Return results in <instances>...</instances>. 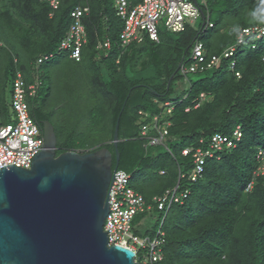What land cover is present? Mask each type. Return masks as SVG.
Listing matches in <instances>:
<instances>
[{
	"label": "trees",
	"instance_id": "1",
	"mask_svg": "<svg viewBox=\"0 0 264 264\" xmlns=\"http://www.w3.org/2000/svg\"><path fill=\"white\" fill-rule=\"evenodd\" d=\"M211 3L212 10L223 13V20L211 22V8L199 5L201 29L192 37L186 36L184 42L159 37L154 43L145 38L140 44L123 48L119 41L122 22L112 6L114 0H63L56 10L38 0H0V123L12 119L8 116L12 114L9 100L18 72L25 83L30 116L39 128L44 121L54 127L56 154L106 148L113 155L114 167L112 138L118 123V170L130 176V187L143 197L146 206L174 187L180 174L184 175L179 179L180 191L188 190L189 195L168 210L162 259L154 264H264V175L256 179L250 192L244 191L257 166L255 151L264 148V37L249 43L250 38L246 48L244 42L238 45L236 41L242 28L264 22V0ZM80 5L87 8L81 18L87 41L80 62L64 51L67 55L63 63L65 67L76 65L74 72L88 69L81 75L83 84L77 74L63 80L42 70L46 62L62 53L58 48L70 28V13ZM204 29L213 32V40L200 38ZM176 34L182 36L185 31ZM106 40L111 43L110 49H97ZM197 40L203 43L207 62L211 56H219L220 61L218 66L191 73L197 78L188 81L190 85L182 95H175L173 81L180 76L179 66L188 63ZM252 44L254 49L250 48ZM232 45H238L233 57L225 58L223 52ZM49 55L37 64V59ZM233 61L234 71L230 69ZM30 85H36L33 97L28 96ZM202 93L208 99L193 108ZM165 102L172 105L171 113L163 118L170 123L168 151L146 145L141 126L148 119L138 115L159 114L165 110ZM53 105H66L67 116L86 105L87 118H81L79 126L63 119L62 130L58 131L53 123ZM237 126L243 134L238 146L219 153L218 159L206 160L202 177L190 183L187 176L194 165L192 158L182 156L181 151L189 147L205 150L213 135H231ZM136 172H147L153 180L141 188L133 182ZM139 215L132 221L133 233L144 237L149 232L137 224L145 214ZM140 251L136 257L139 263L143 257Z\"/></svg>",
	"mask_w": 264,
	"mask_h": 264
},
{
	"label": "water",
	"instance_id": "2",
	"mask_svg": "<svg viewBox=\"0 0 264 264\" xmlns=\"http://www.w3.org/2000/svg\"><path fill=\"white\" fill-rule=\"evenodd\" d=\"M41 130L30 169H0V264H141L131 249L108 246L103 230L108 189L120 178L118 123L114 167L106 148L56 154L53 125L44 121Z\"/></svg>",
	"mask_w": 264,
	"mask_h": 264
},
{
	"label": "built area",
	"instance_id": "3",
	"mask_svg": "<svg viewBox=\"0 0 264 264\" xmlns=\"http://www.w3.org/2000/svg\"><path fill=\"white\" fill-rule=\"evenodd\" d=\"M47 3L51 10H56L63 0H38ZM114 11L122 22V29L119 33L120 45L123 48L131 44H140L145 38L151 42L158 43L159 37L156 25L163 21L164 26L172 33H181L186 29V22L192 24L200 16V6L197 0H114ZM87 13V8L76 6L70 13L71 25L65 37L62 39L58 50L69 52V58L75 62L81 61V49L86 44V33L81 18ZM51 16V14H50ZM212 25L209 24V27ZM244 36L254 34L257 38L264 35V27L247 28L242 31ZM242 36L238 37V43H242ZM111 43L106 40L97 45V49L109 50ZM203 43L195 41L190 49L188 63L181 64L179 71L181 75L197 73L205 68L217 66L220 57L211 56L204 59ZM234 48H229L223 54L225 58L233 55ZM51 55L37 59V64L46 61ZM234 68V63L230 64V69ZM240 77L239 73H235ZM36 85L28 86V95L35 94ZM25 83L22 75L16 73L12 82L11 106L14 111L13 122L0 124V169L6 165H14L23 169H30L31 161L35 153H39L43 148V137L40 129L32 120L28 112V105L25 102ZM143 115L142 112H139ZM152 129L159 136L148 134V126H142L141 136L146 138L151 146L161 144L165 130L161 131L156 117L153 118ZM233 135L239 140L241 134L237 129ZM226 146H232V141L227 137L214 136L208 142L209 150L204 153L201 149H184L182 154L192 152L194 160V171L189 175L190 180H196L197 176L204 170L206 155H211L210 151H218ZM256 160L259 164L254 176L264 173V149H258ZM120 173V178L115 177L109 191L108 212L104 219L103 230L108 238V246L121 245L135 252V259L139 250L143 251V257L147 264H154L162 259V247L165 235L161 229L163 220L160 223L154 236H138L133 233L132 221L138 214L150 211L151 206H146L143 197L135 192L129 185L130 176L123 171H116L114 175ZM164 172L161 171L160 174ZM184 175H179V179ZM179 179L174 187L165 190L163 195L153 198L156 208L161 212H168L171 205L182 203L188 196V191H180ZM247 185V189L251 188ZM107 191V194H108ZM140 249H139V248Z\"/></svg>",
	"mask_w": 264,
	"mask_h": 264
},
{
	"label": "rangeland",
	"instance_id": "4",
	"mask_svg": "<svg viewBox=\"0 0 264 264\" xmlns=\"http://www.w3.org/2000/svg\"><path fill=\"white\" fill-rule=\"evenodd\" d=\"M211 1L212 0H197L198 5L202 6V8H205V6H208L212 10L213 7H212ZM112 6H113V4H112ZM209 16H211L210 21L213 23H219L223 20V17H222L223 13L221 11L219 12L218 9H213L211 12H209ZM120 22H121V20H120ZM202 23H203L202 18H200V17L192 24L186 22L185 34H183L182 36H179V34L170 32L164 26L163 21L159 22L156 25V30L158 33V37H160V38L163 37L164 39H169L171 41H182V42H184L186 36H188V38L192 37L194 33H197L201 29ZM181 37H182V39H181ZM212 37H213V32L211 30L204 29L200 34V38H202L203 40H206V41L207 40H213ZM246 39H245L244 44H243L245 46V48L248 46L249 39H250L249 43L255 41L252 37H249L247 40ZM164 47H165L164 45H162L160 47L161 51H163ZM147 49H150V48L147 46ZM65 55H67V52L62 51L61 54H59V55L57 54L54 58L50 59V61L46 62L43 66V69H42L43 72H45V73L47 72V74L49 73L52 76H55L54 77L55 79L62 77L63 80L68 79V78L72 79V77L77 74V76L79 77L78 81L81 84H83V81H82L83 77L81 75H83L82 73L86 74V72H84V70L88 71V69L84 68L82 70V68H81L79 70V68H78L77 69L78 71L74 72L76 65H74L73 63H69V65L67 67H65L66 65L63 63V60H64L63 58ZM70 71H72V72L70 73ZM179 75L181 76L180 73H179ZM180 76H179V78H177L173 81V86H172V88H173L172 93L175 95H178V96L182 95L184 93V91H186L188 89V87L190 85L189 82H191V81L195 80V78H197V75H195V74L193 75L191 73L187 74V76H186L187 78H185L183 76L180 77ZM55 79L53 80V83H55V81H56ZM47 86H48V80H47ZM85 106L86 105H80L77 108V110H78L77 114L73 113V114H69L67 116V113L69 112V110L67 109L68 107L66 105H53V109H54L53 113H52V115L54 117L53 123L58 127V131L62 130L63 119H65V121L69 125L79 126L81 124V122H83L82 119L87 118L86 113H85L86 112ZM79 109L81 111H79ZM105 112H106V110L104 111L105 115L109 114V112H106V113ZM8 116L12 117V114L9 113ZM66 117H67V119H66ZM13 121L14 120H12L11 122H13ZM6 123H9V121ZM6 123H3V124L0 123V124L4 125ZM82 136H83V134L79 132V138L80 139H82ZM263 138H264V136H263ZM166 142L167 141L165 140V143ZM150 180H153V179H151L150 174L147 172L143 175H139L138 172L133 174V182L141 188H144L148 184V182H150ZM163 217H165V213H160L157 211L145 212V215H143V217L140 218L139 224L141 225L142 229H145L149 232L148 235H146V236H149V237L154 236L155 233H152V229L154 232H156V230H157L156 223L159 222ZM140 225H138V227ZM140 255L141 256L143 255L142 250L140 251ZM141 264H147V262H145V260H144V257H142V259H141Z\"/></svg>",
	"mask_w": 264,
	"mask_h": 264
},
{
	"label": "clouds",
	"instance_id": "5",
	"mask_svg": "<svg viewBox=\"0 0 264 264\" xmlns=\"http://www.w3.org/2000/svg\"><path fill=\"white\" fill-rule=\"evenodd\" d=\"M254 27H264V22H262L261 24H259V25H257V26H252V27H245V28H242L241 30H240V32H239V35H237V37H236V41H237V43H238V37L241 35L242 36V43L241 44H243V42H244V40L246 39V38H248V37H252V38H254V39H261V38H263L264 37V35L262 36V37H260V38H257L254 34L252 35V34H250V35H248V36H244L243 34H242V31L243 30H245V29H247V28H254ZM245 38V39H244ZM241 44H239L238 43V45H241ZM238 45H232V46H229L228 48H227V50L229 49V48H234V52H235V50H236V48H237V46ZM251 49H254V45L252 44L251 45V47H250ZM226 51V50H225ZM224 51V52H225ZM223 52V53H224ZM234 52H233V55H234ZM233 55L231 56V57H233ZM232 63V62H231ZM230 63V64H231ZM233 63H234V68H235V66H236V62L235 61H233ZM234 68L233 69H231V70H233L234 71ZM239 73L238 71H235L234 72V75H235V73ZM239 75H240V73H239ZM236 77V76H235ZM237 79H240L241 78V75H240V77L238 78V77H236ZM11 95H12V90H11ZM29 96V95H28ZM25 97H26V95H25ZM30 97V96H29ZM31 97H33V96H31ZM208 99V97H207V95L206 94H204V93H202V94H200L199 95V97H198V99H197V101H196V105H194V107L193 108H197L198 106H199V104L200 103H202V102H204L205 100H207ZM9 102H10V104H11V96H10V100H9ZM25 102H26V100H25ZM27 103V102H26ZM28 105V104H27ZM163 106L165 107V110L163 111V112H161V113H159V114H154V115H148L147 113L145 114V113H143L142 112V114L143 115H140L139 113H138V115L141 117V119H143V120H146V119H148L147 120V123L146 124H144V125H142V126H148V134L149 135H151V136H156V137H158L159 136V134L154 130V129H152V123H153V118L154 117H156L157 118V120H158V125L162 128L161 129V131L162 130H165L166 131V134L165 135H163V137H162V140H161V144L160 145H156V146H154V147H162V148H165L167 151H168V149H167V147H166V143H165V140L167 141V139H168V131H167V128H168V126H170V123H169V121H166V120H163V118L167 115H169L170 113H171V110H172V105H170V103L169 102H165L164 104H163ZM10 109H11V111H12V119H13V117H14V111L12 110V106L10 105ZM186 112H188L189 111V109H186L185 110ZM28 112H29V106H28ZM29 115H30V113H29ZM31 117V116H30ZM32 118V117H31ZM32 120H33V118H32ZM12 121V120H11ZM10 121V122H11ZM34 121V120H33ZM35 122V121H34ZM36 123V122H35ZM36 125L38 126V128H39V124L38 123H36ZM142 126H141V130H142ZM40 129V131H41V133H42V127L41 128H39ZM239 130V132H240V134H241V137H240V139L239 140H236V138H235V136L233 135V133L236 131V130ZM151 133H154V135L153 134H151ZM214 136H222V137H227L228 139H230L231 141H232V146H226V145H224L222 148H221V150H218V151H210L211 152V155L209 156V155H206V157H205V162H206V160L208 161L209 159H213V158H215L216 157V159H218V157H219V153H224V152H230L231 150H234L237 146H238V144L242 141V138H243V134H242V131H241V127L240 126H237L235 129H234V131L232 132V134L231 135H220V134H215V135H213L212 137H214ZM42 137H43V134H42ZM212 137H211V139H212ZM143 139H145L146 140V138H144L143 137ZM210 139V140H211ZM200 143H202V141H200ZM146 145L147 146H151V145H149L148 144V142H147V140H146ZM185 149H195L194 147H189V148H185ZM197 149H199V148H197ZM258 149H264L263 147H258L257 149H256V151H255V157H254V159H255V162L257 161L256 160V153H257V150ZM184 150V149H183ZM182 150V151H183ZM209 150V148L207 147V149H205V150H203L204 151V153L205 152H207ZM182 151H181V155L182 156H184V157H187V156H190L191 158H192V163L194 162V160H193V157H192V152H190V153H188V154H186V155H184V154H182ZM76 152H78V153H83V152H81V151H76ZM85 153H87V152H85ZM205 164V163H204ZM193 165H194V163H193ZM259 166V164H258V162H257V166H256V168L251 172V178H250V180H249V182L246 184V186H245V189H244V191L245 192H250L251 190H252V187L255 185V183H256V179L257 178H259V177H261V176H263L264 175V173H263V175H256V176H254L255 174H254V172L256 171V169H257V167ZM193 170V169H192ZM117 171H120V170H117ZM204 171V170H203ZM159 172H161V171H159ZM164 172V171H163ZM194 171H191L190 173H189V175H191L192 173H193ZM204 172H202L201 174H200V176H197V178H196V180H194V181H192V180H190V177H189V175L187 176V180L190 182V183H195L198 179H200L201 177H202V174H203ZM164 174V173H163ZM162 174V175H163ZM185 178V177H184ZM250 183H252L251 184V188L250 189H247V185L248 184H250ZM188 191V190H187ZM161 195H163V194H161ZM160 195V196H161ZM188 195H189V191H188ZM158 197V196H157ZM155 198V197H154ZM186 199V198H185ZM183 203V202H182ZM181 203V204H182ZM176 204H180V203H176ZM174 205V204H173ZM148 206H151V210L150 211H146V212H153V211H157V212H160V213H165V217H166V215H167V212H161V211H159L157 208L155 209V203L153 202V199H152V202H151V204L150 205H148ZM172 206V205H171ZM170 209V208H169ZM141 214H145V213H141ZM139 215V214H138ZM137 216V215H136ZM135 216V217H136ZM134 217V218H135ZM165 217H163L159 222H157L156 223V228L158 229V227L160 226V223H161V221L163 220V223H162V226H161V229L163 230V232H164V229H163V224H164V220H165ZM138 225H140L139 223L137 224V226ZM139 227H141V225L139 226ZM157 231V230H156ZM154 233H156V232H154ZM164 235H165V232H164ZM139 236V235H138ZM135 261H137L136 259H135ZM138 262V261H137Z\"/></svg>",
	"mask_w": 264,
	"mask_h": 264
}]
</instances>
